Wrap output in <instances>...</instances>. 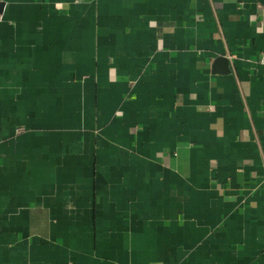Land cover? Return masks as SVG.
Masks as SVG:
<instances>
[{
	"label": "crops",
	"instance_id": "obj_1",
	"mask_svg": "<svg viewBox=\"0 0 264 264\" xmlns=\"http://www.w3.org/2000/svg\"><path fill=\"white\" fill-rule=\"evenodd\" d=\"M0 4V264H264V0Z\"/></svg>",
	"mask_w": 264,
	"mask_h": 264
},
{
	"label": "built area",
	"instance_id": "obj_2",
	"mask_svg": "<svg viewBox=\"0 0 264 264\" xmlns=\"http://www.w3.org/2000/svg\"><path fill=\"white\" fill-rule=\"evenodd\" d=\"M2 20V15H1V13H0V21Z\"/></svg>",
	"mask_w": 264,
	"mask_h": 264
},
{
	"label": "water",
	"instance_id": "obj_3",
	"mask_svg": "<svg viewBox=\"0 0 264 264\" xmlns=\"http://www.w3.org/2000/svg\"><path fill=\"white\" fill-rule=\"evenodd\" d=\"M0 6H2V4H0Z\"/></svg>",
	"mask_w": 264,
	"mask_h": 264
}]
</instances>
